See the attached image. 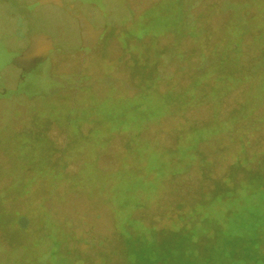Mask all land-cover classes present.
Returning a JSON list of instances; mask_svg holds the SVG:
<instances>
[{"label":"flooded vegetation","instance_id":"1","mask_svg":"<svg viewBox=\"0 0 264 264\" xmlns=\"http://www.w3.org/2000/svg\"><path fill=\"white\" fill-rule=\"evenodd\" d=\"M160 1L0 0V251L18 253L8 264L71 249L86 250L83 264H226L227 253L255 264L222 231L232 210L206 213L264 192V0H178L176 22L149 28ZM47 6L69 32L37 26ZM152 93L169 97L165 114L122 124L99 112L107 98L140 110L135 97ZM126 176L136 184L123 196L137 202L122 213L112 197Z\"/></svg>","mask_w":264,"mask_h":264},{"label":"rangeland","instance_id":"2","mask_svg":"<svg viewBox=\"0 0 264 264\" xmlns=\"http://www.w3.org/2000/svg\"><path fill=\"white\" fill-rule=\"evenodd\" d=\"M13 1L16 2L21 0ZM112 5H114L113 7L117 6L115 4ZM178 7V0H161L156 10L160 12L154 16L155 21L150 24L149 28L152 27L157 29L159 26H163L165 24H173L174 22H176L178 18L176 9H178ZM42 11H44L42 15H40L39 17L36 16L34 18L37 26L39 25V28H45L46 31L49 30L48 32H50L52 35L55 34L54 29L56 26L62 27L63 30L66 31V33L70 31L72 24L71 20L67 18V15H64L58 10H55L52 6H47V8ZM113 14L115 16L122 15V10L120 9V7L117 6ZM259 97L264 98V89H262L261 87L259 88ZM134 100H136V102L145 100V102H143L144 104L140 106V110L134 109L137 106L136 104L132 105L131 107L128 103L125 102L120 105H116L115 99L107 98L103 101V104L99 106V112L101 113V116L104 117V119H106L107 117L116 118L118 114H124L126 118H123L118 122L125 124V122L132 120L134 116L141 118L146 116H161L166 113L170 104L169 97H160L155 93L138 95ZM123 108L124 110H126V112L124 113L123 111H121L123 110ZM147 158L148 159L146 162L150 168L157 166V164L160 167L162 166V160L160 159V155L157 152L148 151ZM147 183L149 182H141L140 185H145L146 188L150 190L151 185ZM134 184L136 183L132 176L122 177L118 185V192L121 191L120 197H112V200L114 199V201L121 206L120 210L122 211V213L126 212L129 209L128 203L132 205L137 202V197L123 196L124 193L127 195L128 188H130V186L133 187ZM226 209H231L232 212L230 215H228L227 219L223 223L222 231L224 232V234L233 236V238H238L239 244L245 243V245H247V247H249L252 252L255 251L256 254L252 255L251 257L253 263L264 264V192H262V194L259 191L253 192V194L251 195L246 194L240 190L238 191L237 198L232 201H226V203L223 205L217 202L212 203L211 206H209V208L207 209V221H218L219 215H221V212L225 211ZM57 228L58 227L54 224V222H48L49 233L47 235V238H50L51 241L56 240L55 233ZM138 228L139 227H137V229ZM43 238L38 237L33 242L37 245H41L43 242ZM145 240L146 239L143 238L141 243H144ZM151 242L152 241L150 239L147 240V243L149 245L151 244ZM233 244L236 245V242ZM1 249L2 246H0V250ZM71 250H69V252H66V256L64 255V252H59V254L54 253L53 255H51V258L47 264H73L75 262V258L78 259L79 264H83L81 255L82 253L86 255V250L80 249L78 253L75 252V254L73 255V251ZM246 250H248V248ZM17 254V251H12L9 253L0 251V264H8V261L13 260ZM230 255L231 254L227 253V258L223 259L224 263L244 264V261H246L247 258L246 255H244L243 257L238 256L239 261H235L231 258ZM148 259H150V261H143V264H152L151 262L155 260V257L153 254H149Z\"/></svg>","mask_w":264,"mask_h":264}]
</instances>
